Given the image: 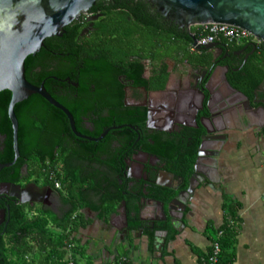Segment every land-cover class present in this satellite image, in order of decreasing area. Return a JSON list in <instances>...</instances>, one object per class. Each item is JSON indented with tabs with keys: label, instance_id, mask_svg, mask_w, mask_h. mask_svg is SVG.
Here are the masks:
<instances>
[{
	"label": "flooded vegetation",
	"instance_id": "1",
	"mask_svg": "<svg viewBox=\"0 0 264 264\" xmlns=\"http://www.w3.org/2000/svg\"><path fill=\"white\" fill-rule=\"evenodd\" d=\"M139 1L143 0H99L74 21L68 32L52 37L55 39L41 47L43 57L35 72L43 71L47 77L36 87L43 86L67 110L68 116L38 95L43 105L35 110L39 143L36 174L29 178L27 166L23 165L20 177L24 180L13 183L21 188L30 187L31 194L27 197L31 202L26 205L31 208L46 209L62 218L65 208L72 206L63 201L59 192L69 184L77 196L75 203L83 204L82 208H170L172 215L178 217L176 209L184 208V203L187 202V208L192 207L200 179L193 180L189 195L182 193L177 198L188 187L193 171L184 179L173 167V160H181L185 139L191 141L193 131L204 134L202 122L212 130L206 121L199 120L209 115L206 108L199 111L197 89L205 87L204 94L213 100L230 93L224 84L214 87L211 81L217 72L221 78L224 72L227 77L231 71H238L240 67L231 66L230 62L237 58L245 63L252 55L244 62L251 47L241 54L237 52L246 45L235 50L220 46L221 52L216 47L195 49L198 56L205 54V61L197 58L188 62L180 52L172 58L166 56L162 42L152 51L153 40L135 34L129 42L123 39L126 44L115 45L111 35L121 33L114 28L121 21L119 17L125 19L123 25L135 26V19L120 11ZM144 1L150 10L146 16L159 18ZM159 22L165 27L168 21L159 19ZM154 55L158 60H152ZM213 71L214 76L206 85ZM164 77V87L154 89ZM56 114L65 119L64 127L63 122L52 123ZM4 138L0 135V143ZM169 144L174 147L170 155L166 154ZM210 145L204 149L206 155L210 153L207 150ZM0 151H4L3 145ZM18 158L19 149L16 161ZM52 163L53 176L61 174L64 185L52 186L51 179L46 178L48 168L43 169L42 165L51 168ZM5 164L8 163H0ZM5 183L10 182L0 179V200L15 201L2 195ZM165 214V220L159 213L144 225L148 227L159 219L154 222V231L169 235L172 223Z\"/></svg>",
	"mask_w": 264,
	"mask_h": 264
},
{
	"label": "crops",
	"instance_id": "2",
	"mask_svg": "<svg viewBox=\"0 0 264 264\" xmlns=\"http://www.w3.org/2000/svg\"><path fill=\"white\" fill-rule=\"evenodd\" d=\"M221 83L217 72L211 85L217 87ZM253 93L251 105H262L264 83ZM227 95L238 101L242 99L231 92ZM217 102L218 98L211 105L215 112ZM207 114H210L208 110ZM263 120L253 118L254 123ZM212 127L225 134L223 145L220 142L208 148H217L219 152L215 157L214 182L196 185L193 204L185 212L181 233L171 226L173 230L169 235L151 234L147 247V232L139 230L160 213L159 208H113L111 211L81 208L83 227L72 234L75 254L72 255V250L68 252L75 263L202 264L215 233L227 219V209L223 208L226 199L236 206L238 216L237 234L231 249L232 264H264V130H256L235 112L225 114L223 120ZM69 209L65 208V213ZM123 211L129 222L126 234L122 232L125 229Z\"/></svg>",
	"mask_w": 264,
	"mask_h": 264
},
{
	"label": "trees",
	"instance_id": "3",
	"mask_svg": "<svg viewBox=\"0 0 264 264\" xmlns=\"http://www.w3.org/2000/svg\"><path fill=\"white\" fill-rule=\"evenodd\" d=\"M144 1V0H143ZM134 3L133 6H125L120 11L127 15L131 20L135 19V26L123 25L125 19L118 18L120 23L114 26L115 30H120L121 33H113L112 42L115 45H123L126 42L123 39H130L134 34L141 39L150 38L153 40L151 44L152 51L160 46V42L164 46L165 55L169 58L176 56L178 52L182 53L183 60L193 61L197 58L206 59L205 54L198 56L195 50H192V39L185 29H181L171 22H167V26L163 27L159 19H163L154 9L151 13H156L157 17H147L150 12L145 1ZM130 16V17H129ZM70 25L64 28L68 32L72 28ZM124 29V31L122 30ZM190 32L195 39L202 36L201 26H193ZM163 37V38H162ZM53 39L47 38L43 45L46 47ZM110 42V44L112 43ZM129 42V40H128ZM249 41H244L240 45L227 44L225 40L217 42L218 45L230 47L232 50L241 49L249 44ZM34 55H29L24 61V76L28 83L39 86L40 80L46 78L47 73L41 71L40 74L35 72V68L40 64L43 53L40 51ZM204 51V49H202ZM197 52V51H196ZM153 61L158 60L157 56L152 57ZM201 60V61H202ZM205 61V60H204ZM231 66L240 69L231 71L227 79L230 84L242 91L245 95L251 96L252 93L264 83V42L257 45L256 51L242 64V59L234 58ZM166 78L164 77L158 86L153 88H163ZM49 91V85H46ZM11 98V93L7 90L0 92V135L5 136L0 146L3 145L4 151H0V163H10L14 159L13 150V130L10 119L7 115V107ZM42 99L38 95H32L28 100L15 104L14 113L17 119V142L19 149V158L14 162L13 166L0 171V179L10 183H18L24 180L20 177V169L23 165L27 166V176L32 178L36 174L37 161L36 154L38 148V130L36 125L35 110L42 104ZM43 105V104H42ZM41 107V106H40ZM42 108H46L42 107ZM56 124L62 122L64 127L65 120L61 115L56 114L53 118ZM62 130V129H61ZM66 131V129H64ZM63 130V131H64ZM68 130V129H67ZM191 141L185 139L183 149L185 151L181 160H173L177 170L184 179H187L193 171V166L197 156V150L200 145V136L202 131H193L191 133ZM188 136V135H187ZM48 150L46 149V152ZM166 154H171L174 151L173 145L166 147ZM165 154L164 152H162ZM49 160V157L45 158ZM44 159V161H45ZM57 161V160H56ZM53 165V163H52ZM55 164L49 168L43 164L42 168H48L46 178L51 179V184L55 182L65 184L63 176L59 173L53 176L55 172ZM63 201L68 202L72 206L62 218H57L49 210L42 208H31L26 204H19L15 201L0 200V210L6 209L5 222L0 225V264H65V258L68 254V246L74 243L72 234L80 227H83L82 215L79 212L83 204H76L75 190L72 185L63 187L59 192ZM85 205V204H84ZM223 208L227 209V219L224 225L217 230L212 241H217L220 245V254L217 264H232L233 253L232 247L236 236V225L238 216L236 215V206L225 199ZM109 211L113 208H107ZM222 234L217 236L218 232ZM151 235V234H149ZM76 248L72 250V255L75 254ZM75 261V260H74Z\"/></svg>",
	"mask_w": 264,
	"mask_h": 264
},
{
	"label": "water",
	"instance_id": "4",
	"mask_svg": "<svg viewBox=\"0 0 264 264\" xmlns=\"http://www.w3.org/2000/svg\"><path fill=\"white\" fill-rule=\"evenodd\" d=\"M97 1L99 0H0V92L7 90L11 93L8 105V117L13 130V150L15 154L13 161L0 165V169L12 166L18 157V123L13 110L15 104L32 95H39L50 104L64 111L68 116L67 110L55 102L43 86L36 87L26 81L24 76V61L26 57L37 53L43 46L45 39L61 37L64 33V28L78 20L79 16L91 8ZM146 2L164 20L173 23L181 29H185L192 39V46H195L198 50L201 47L196 45L197 39L190 32V28L193 26L210 24L228 25L243 29L254 38L264 42V0H146ZM215 47L220 52L222 51L220 45L217 43L209 44L202 49L209 50ZM248 47H251V52L245 57L244 62L249 55L256 51V44L249 43L241 51L237 52V54H241ZM226 70L224 69V71ZM213 76L214 71L210 73L206 85ZM221 80L232 94L238 95L242 99L238 101L232 95H221L218 97V110L215 112L211 110V105L215 104L216 99L213 100L212 96L208 97L204 94L203 90L205 87L198 88L199 111H203L206 108L210 113L208 117L204 116L199 120L201 122L203 120L206 121L212 127L220 122V120H223L225 114L235 112L248 121L249 124H253L256 130H264V120L260 123L253 122L254 117L264 119V101H260L262 105L253 107L250 97L234 88L228 81L225 72L221 74ZM253 95L257 97L256 93H253ZM196 114L193 117L194 123H196ZM69 118L73 125L70 115ZM201 126L205 129V132L200 138L201 143L198 147L193 174L189 178L188 187L179 192L177 198L182 193L186 195L190 194L192 182L196 178L200 179L199 183H197L200 185L214 182L212 175L216 169L215 157L218 156L219 152L217 148L207 149L210 153L206 155L204 149L208 143L215 145L221 142L223 145L225 134H221L214 127H212V130H208L203 122ZM181 180L183 181V178ZM2 185L5 187L2 193L4 197L12 198L19 204L31 202L27 197L31 194L30 187L21 188L19 185L13 183ZM187 209L186 202L184 203V208L176 209L179 213L178 217L172 215L170 208H159V212L164 216V220L165 213L167 212L171 218L172 227L181 233L180 228L184 225L183 218L186 217L185 212ZM123 217L125 229L122 232L126 234L129 222H127L125 211H123ZM5 219L6 209H1L0 225L5 222ZM154 222H159V219L153 220L149 227L141 226L139 230L141 233L143 229L147 232V247L149 234L158 236L160 233L158 230L154 231Z\"/></svg>",
	"mask_w": 264,
	"mask_h": 264
},
{
	"label": "built area",
	"instance_id": "5",
	"mask_svg": "<svg viewBox=\"0 0 264 264\" xmlns=\"http://www.w3.org/2000/svg\"><path fill=\"white\" fill-rule=\"evenodd\" d=\"M202 28V36L197 39L196 45L203 48L208 46L209 44L217 43L220 40H225L227 44L240 45L244 41H249L251 43H255L256 46L260 45L263 41L258 40L251 36L248 32L243 29H239L236 27L223 25V24H210L203 25ZM192 50H195L196 47L192 46ZM59 183L55 182V186L58 187ZM222 233L219 231L217 236H220ZM73 245L70 244L68 246L67 251L72 250ZM220 254V245L215 240L210 244V251L207 256L203 259L202 264H217L218 257ZM65 264H76L75 261L71 258L70 255L67 254L65 258Z\"/></svg>",
	"mask_w": 264,
	"mask_h": 264
},
{
	"label": "rangeland",
	"instance_id": "6",
	"mask_svg": "<svg viewBox=\"0 0 264 264\" xmlns=\"http://www.w3.org/2000/svg\"><path fill=\"white\" fill-rule=\"evenodd\" d=\"M79 263V262H78Z\"/></svg>",
	"mask_w": 264,
	"mask_h": 264
}]
</instances>
